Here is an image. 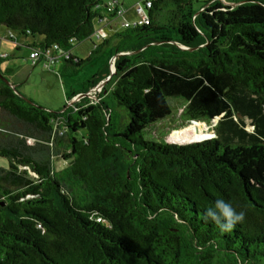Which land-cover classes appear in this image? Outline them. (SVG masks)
Listing matches in <instances>:
<instances>
[{
  "label": "trees",
  "instance_id": "16d2710c",
  "mask_svg": "<svg viewBox=\"0 0 264 264\" xmlns=\"http://www.w3.org/2000/svg\"><path fill=\"white\" fill-rule=\"evenodd\" d=\"M146 1L147 23L81 59L70 51L118 2L0 0V27L41 39L26 45L37 62L78 67L111 44L69 100L116 56L111 78L63 111L16 93L0 70V264H264V0ZM170 98L185 122L218 117L214 137L145 140ZM217 199L244 213L231 232L204 217Z\"/></svg>",
  "mask_w": 264,
  "mask_h": 264
},
{
  "label": "rangeland",
  "instance_id": "374dc122",
  "mask_svg": "<svg viewBox=\"0 0 264 264\" xmlns=\"http://www.w3.org/2000/svg\"><path fill=\"white\" fill-rule=\"evenodd\" d=\"M112 1L114 0H102L105 3L109 2L108 4ZM141 1L117 0L122 14L113 20L115 21V27L119 28V23L124 19L129 20V22L135 20L137 18L135 8ZM113 21H109L108 23H114ZM119 29L123 28L120 27ZM3 32H7L5 27H0V49L5 48L11 56L0 63L1 72L19 94L47 110L59 111L63 107L68 106L71 101L69 97L72 92L81 90L82 83L95 74L105 62V51L108 48L106 46L101 49L99 54L93 56L90 62L78 67L67 65L63 61H58L55 65L50 64L49 66H45L43 60H40L33 66L32 60L29 58L31 49L24 43L15 42L21 45L16 49V47L12 46L14 42H8L11 39L2 37ZM91 37L74 46V54L77 58L84 59L89 54L92 43H95L93 40L96 41L95 37ZM111 62L112 58L110 59ZM57 65L63 70L58 68ZM97 89L99 90L100 87ZM95 92L96 90H91L87 96L91 97ZM74 99L77 100L78 97ZM168 103L171 108L170 116L147 128L143 132L145 140L159 143L188 144L195 142V140L201 141L214 137L213 126L217 123L218 117L213 118L209 122V125L202 120L200 123L185 122L180 117L183 100L181 98H170L168 99ZM244 127L249 132L253 130L249 120H245ZM63 166V161H56L57 169ZM7 167V158L0 156V168Z\"/></svg>",
  "mask_w": 264,
  "mask_h": 264
},
{
  "label": "clouds",
  "instance_id": "9594fccd",
  "mask_svg": "<svg viewBox=\"0 0 264 264\" xmlns=\"http://www.w3.org/2000/svg\"><path fill=\"white\" fill-rule=\"evenodd\" d=\"M204 217L215 224L221 232L227 233L231 232L237 224L243 222L244 213L237 212L230 201L217 199L213 204L206 206Z\"/></svg>",
  "mask_w": 264,
  "mask_h": 264
},
{
  "label": "crops",
  "instance_id": "0c3cea01",
  "mask_svg": "<svg viewBox=\"0 0 264 264\" xmlns=\"http://www.w3.org/2000/svg\"><path fill=\"white\" fill-rule=\"evenodd\" d=\"M114 1H116L117 2V0H114ZM113 2V1H112ZM109 3V2H108ZM107 3V4H108ZM121 14H122V12H121ZM120 14V15H121ZM137 20V18L134 20V21H136ZM134 21H132V22H134ZM109 22V20H107V19H105V18H103V19H101V20H99V21H97V24H98V26L99 27H101V28H103V30H104V32L106 33V36L107 37H109V36H111V35H113L115 32H117V31H120V30H122V29H119L120 27H122L121 26V24L123 23V22H129V20H123L122 22H120L119 23V25H118V27L119 28H117V27H115V21H113L114 23H108ZM132 22H130V23H132ZM108 23V25H106ZM6 31L7 32H3V38H7V39H10V36H12V39L11 40H8V42H14V43H12L13 45L12 46H14V47H16V49H17V47L19 48L21 45L20 44H18L19 42H21V43H24L25 45H30V44H32V43H35V44H38L40 41H41V39L38 37V36H34V37H30V36H22V35H20V34H18L17 32H15V31H8L7 29H6ZM16 36V37H15ZM94 37V36H93ZM2 38V39H3ZM90 38H92V37H90ZM96 39V38H95ZM4 40V39H3ZM15 42H18V43H15ZM93 42H95V43H92V45H91V47H90V50H89V52L91 51V49L94 47L93 46V44H99L101 41L99 40L98 41V39H96V41H94L93 40ZM106 47H108L107 48V50L105 51V61L107 60V58L109 57V54H110V49H111V44H108ZM30 48V47H29ZM31 49V48H30ZM74 51H75V49H72L71 51H70V54L73 56V57H76V55L74 54ZM89 55V54H88ZM87 55V56H88ZM0 56L1 57H6V59H8L11 55L9 54V52H7L6 50H5V48H3V49H0ZM79 58V57H78ZM39 62V61H38ZM43 62H44V60H43ZM36 64V63H35ZM34 64V65H35ZM45 64V63H44ZM33 65V66H34ZM54 65H55V63H54ZM58 66V65H57ZM58 68H61V67H59L58 66ZM62 69V68H61ZM60 69V70H61ZM63 70V69H62Z\"/></svg>",
  "mask_w": 264,
  "mask_h": 264
},
{
  "label": "built area",
  "instance_id": "2783aa9c",
  "mask_svg": "<svg viewBox=\"0 0 264 264\" xmlns=\"http://www.w3.org/2000/svg\"><path fill=\"white\" fill-rule=\"evenodd\" d=\"M112 3V4H111ZM109 5L110 7H113L115 2H111ZM150 7V2L146 1L145 4H142L141 2L137 4V7L135 8L136 14H137V20L133 23H147V16L145 14V9ZM121 14V11H119V15ZM99 21V20H98ZM122 27H128L129 22H123L121 24ZM96 39L100 40L106 37V33L104 32L103 28L99 27L98 24H96L94 35ZM39 57V53L36 51L30 52L29 58L32 60V64L34 65L37 62V59ZM43 60L45 63V66H49L52 64V58L48 53L43 54ZM61 134V133H59Z\"/></svg>",
  "mask_w": 264,
  "mask_h": 264
},
{
  "label": "water",
  "instance_id": "95a60500",
  "mask_svg": "<svg viewBox=\"0 0 264 264\" xmlns=\"http://www.w3.org/2000/svg\"><path fill=\"white\" fill-rule=\"evenodd\" d=\"M115 58H116V56H114V57H112V62H111V65H110V73H109V75L104 79V80H102L99 84H98V86L97 87H94V88H92L91 90H97V88L98 87H102L110 78H111V76H112V74L114 73V67H113V62H114V60H115ZM6 80V79H5ZM6 82L8 83V85L16 92V93H18L17 92V90H16V88L9 82V81H7L6 80ZM90 90V91H91ZM89 92V91H88ZM88 92L87 93H84V94H80V95H76L75 97H81V96H87L88 95ZM74 97V98H75ZM74 98H72L71 99V101H70V104L71 103H73V102H75L76 100L74 99ZM70 104L68 105V106H70ZM68 106H65V107H63V109H61V111H63V110H65V108H67ZM195 142H198V140H195Z\"/></svg>",
  "mask_w": 264,
  "mask_h": 264
}]
</instances>
